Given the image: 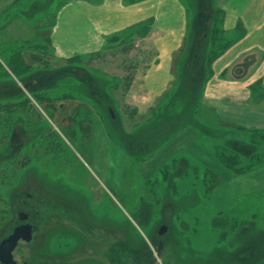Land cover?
<instances>
[{
    "label": "rangeland",
    "instance_id": "obj_1",
    "mask_svg": "<svg viewBox=\"0 0 264 264\" xmlns=\"http://www.w3.org/2000/svg\"><path fill=\"white\" fill-rule=\"evenodd\" d=\"M70 1L0 0V101L11 105L0 122V243L33 223L19 264H134L157 258L160 243L157 264H264V138L215 125L204 108L215 0H184L189 34L156 99L140 81L159 61L154 45L57 59L50 34ZM222 151L257 169L225 171ZM211 171L226 192L210 194Z\"/></svg>",
    "mask_w": 264,
    "mask_h": 264
},
{
    "label": "crops",
    "instance_id": "obj_2",
    "mask_svg": "<svg viewBox=\"0 0 264 264\" xmlns=\"http://www.w3.org/2000/svg\"><path fill=\"white\" fill-rule=\"evenodd\" d=\"M215 2L219 34L230 39L223 36L217 44L223 51L208 70L204 108L215 125L264 131V99L251 91L257 82L264 86V0ZM191 15L184 0H72L62 7L49 40L59 59L86 56L126 41L128 30L153 20L150 35L135 43L154 45L159 52V61L140 80L143 97L156 99L174 80V58L184 49ZM86 241L84 234V247Z\"/></svg>",
    "mask_w": 264,
    "mask_h": 264
},
{
    "label": "trees",
    "instance_id": "obj_3",
    "mask_svg": "<svg viewBox=\"0 0 264 264\" xmlns=\"http://www.w3.org/2000/svg\"><path fill=\"white\" fill-rule=\"evenodd\" d=\"M217 23H218V20H216V23L214 21V24H212L211 29H210L211 35H212L211 41H212L213 49L209 53V58H208V62H207L208 70L209 69L211 70L212 64L214 63V61H216V59L220 56L221 52L223 51V50H221V52H220L219 50H217V48H218L217 44L222 39V37L218 34L219 32H221V29H219L217 27L218 26ZM152 24H153V20H148L142 24H139V25L131 28L130 30L127 31V34L125 37L127 40L126 41L123 40V42L120 43L118 46L125 47L127 45V43L128 44L129 43L134 44L138 39H144V38L148 37L150 35V32H151ZM228 47H229V44H226L223 49H227ZM125 48H126L125 52L129 53L131 50V46L127 45ZM95 55H98V54L94 53V54H90L89 56L93 57ZM79 56L80 55H76V56L69 58V59H59V58H57V59H59L60 61H63L64 63L70 64L72 62V60H76ZM15 58L17 61L12 66V71L20 78L30 74V72L28 73V68H25L26 66L24 65V63L22 61L20 52H18V54L16 55ZM133 82L134 81L131 80L129 82V86L126 89L129 90L131 88ZM251 91H252V95H254L256 98L264 99V86L262 83L257 82L256 84H254V86H252V88H251ZM0 96H1V93H0ZM200 105H201L200 107H203L202 103H200ZM10 108H11V105L9 102L0 101V122H1V117L4 115L5 112H8V110ZM220 125L222 126L223 123L220 122ZM230 128L231 129L233 128V130H235V131L247 132V130L241 126L232 125ZM247 133H250V132H247ZM256 133H261V137L264 138V131H252L251 132V134H256ZM256 156H257V154H255V152H254V154L252 155V158L255 159ZM216 160L219 162V164L222 166V168L225 171H229V172H231L237 176L246 175V174L251 173L252 171L257 169V168H255L252 170V168L250 169V166L248 168L240 166L241 160H240L239 156L232 154L231 152L226 154V151H222L216 157ZM260 160H263L262 157ZM259 169H261V167H259ZM210 176H212L213 182L211 185L207 183L206 186L208 189L212 190L210 192V194L211 193L213 194L216 187L224 184V180L222 178H220V176H218L217 174H215L214 172L211 171L210 173H207V175L205 177L206 178L205 182L206 181L208 182Z\"/></svg>",
    "mask_w": 264,
    "mask_h": 264
},
{
    "label": "water",
    "instance_id": "obj_4",
    "mask_svg": "<svg viewBox=\"0 0 264 264\" xmlns=\"http://www.w3.org/2000/svg\"><path fill=\"white\" fill-rule=\"evenodd\" d=\"M21 222L28 221V215L21 213L20 216ZM167 226H162L159 235L163 236L167 232ZM34 229L31 224L24 223L14 229L13 233L3 240L0 244V264H19L14 257V252L20 241L30 243L33 240ZM164 247L163 243H160L158 248V256L161 254V250Z\"/></svg>",
    "mask_w": 264,
    "mask_h": 264
},
{
    "label": "flooded vegetation",
    "instance_id": "obj_5",
    "mask_svg": "<svg viewBox=\"0 0 264 264\" xmlns=\"http://www.w3.org/2000/svg\"><path fill=\"white\" fill-rule=\"evenodd\" d=\"M22 225V224H21ZM32 226H33V229H34V233L36 234L38 231V229L36 228V225L35 224H33L32 223ZM116 229H118V228H116ZM161 229V228H160ZM160 231V230H159ZM87 232V231H86ZM89 232V231H88ZM159 234V233H158ZM5 240V239H4ZM116 243V242H115ZM1 244V243H0ZM116 244H118V243H116ZM160 245V244H159ZM158 248H159V246H158ZM111 251H110V253L111 254H118L117 252V248H115V250L116 251H114V245H112L111 246ZM158 253V252H157ZM161 254H162V252H161ZM160 254V255H161ZM135 255V254H134ZM140 254H138V255H135L134 256V258H132L131 256H129V258H131L132 259V261H133V263L134 264H145V263H147V264H157V262H158V258H159V256H158V254H157V258H154V259H149L148 257L147 258H141L140 256H139ZM111 257H112V261H116V264H119L118 262H119V259L118 258H116V257H114V256H112L111 255Z\"/></svg>",
    "mask_w": 264,
    "mask_h": 264
}]
</instances>
